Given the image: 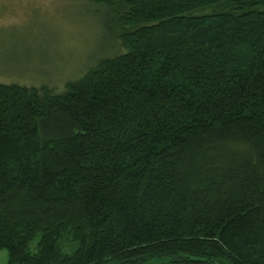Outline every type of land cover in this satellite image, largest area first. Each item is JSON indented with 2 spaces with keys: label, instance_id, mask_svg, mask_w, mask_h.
Returning <instances> with one entry per match:
<instances>
[{
  "label": "trees",
  "instance_id": "obj_1",
  "mask_svg": "<svg viewBox=\"0 0 264 264\" xmlns=\"http://www.w3.org/2000/svg\"><path fill=\"white\" fill-rule=\"evenodd\" d=\"M90 1L124 53L0 84L6 264H264V0Z\"/></svg>",
  "mask_w": 264,
  "mask_h": 264
},
{
  "label": "rangeland",
  "instance_id": "obj_2",
  "mask_svg": "<svg viewBox=\"0 0 264 264\" xmlns=\"http://www.w3.org/2000/svg\"><path fill=\"white\" fill-rule=\"evenodd\" d=\"M120 31L90 0H0V84L61 94L67 82L126 51ZM6 261L1 250L0 264Z\"/></svg>",
  "mask_w": 264,
  "mask_h": 264
}]
</instances>
